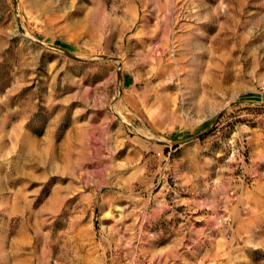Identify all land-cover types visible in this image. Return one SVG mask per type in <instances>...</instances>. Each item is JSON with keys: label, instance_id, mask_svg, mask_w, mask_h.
Returning <instances> with one entry per match:
<instances>
[{"label": "rangeland", "instance_id": "1", "mask_svg": "<svg viewBox=\"0 0 264 264\" xmlns=\"http://www.w3.org/2000/svg\"><path fill=\"white\" fill-rule=\"evenodd\" d=\"M0 264H264V0H0Z\"/></svg>", "mask_w": 264, "mask_h": 264}, {"label": "water", "instance_id": "2", "mask_svg": "<svg viewBox=\"0 0 264 264\" xmlns=\"http://www.w3.org/2000/svg\"><path fill=\"white\" fill-rule=\"evenodd\" d=\"M208 130L204 131V132H201V133H198L196 135H192L190 137H186V138H182V139H177V140H174L172 141L175 145H178V144H182V143H186L188 141H191V140H194V139H197V138H200L201 136H203L205 133H207Z\"/></svg>", "mask_w": 264, "mask_h": 264}]
</instances>
